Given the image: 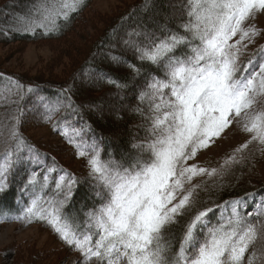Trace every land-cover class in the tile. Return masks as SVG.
<instances>
[{
  "label": "snow or ice",
  "instance_id": "1",
  "mask_svg": "<svg viewBox=\"0 0 264 264\" xmlns=\"http://www.w3.org/2000/svg\"><path fill=\"white\" fill-rule=\"evenodd\" d=\"M83 6L84 0H32L26 14L0 30L55 34L58 22H70ZM152 7V0L140 5ZM169 7L171 14L156 13L163 22L138 25L122 39L124 51L110 54L125 76L101 70L92 78L114 89L115 104L129 93L139 101L131 110L145 135L132 144L135 153L119 161L110 153L102 158L91 124L73 125V116L83 120V108L99 105L77 104L72 85L44 95L39 86L2 78L0 198L11 191L9 177L23 168L16 199L29 202L17 215L0 211V223H45L80 254V264H264V201L245 213L255 192L213 198L235 186L225 184L226 177L238 185L236 170L264 156V44H257L264 28L254 23L264 15V0H179ZM177 14L181 22L170 27ZM25 101L86 160L98 204L82 217L65 212L77 178L54 158L49 163L20 130ZM233 125L248 138L216 167L196 162Z\"/></svg>",
  "mask_w": 264,
  "mask_h": 264
},
{
  "label": "trees",
  "instance_id": "2",
  "mask_svg": "<svg viewBox=\"0 0 264 264\" xmlns=\"http://www.w3.org/2000/svg\"><path fill=\"white\" fill-rule=\"evenodd\" d=\"M92 1L93 0H84V6L77 13L72 14L70 22L65 23L64 21H59L58 23L60 24V27L55 34L43 35L39 30L35 33H19L9 30L7 34H5L4 31L0 30V44H8L12 42L19 44L60 42L64 45L65 49L59 48L58 53L51 57L50 61H52L51 63L54 66L56 65V61L62 59L59 55L67 56L70 54L69 47L66 48L65 45L67 41L62 42L64 39L63 37L74 32L77 25L83 20V14ZM31 2L32 0H7L3 2V4H0V29L15 24L16 22L14 21H17L18 15H24L27 13ZM173 2H179V0H152L154 7L149 11H142L140 5L144 3V0H133L127 8L105 22L101 34H99L97 39H95L88 47L86 55H79L82 57L80 58L78 56V58L70 65L73 69L69 70L63 76L53 77L39 75V77H30L26 76V74L13 72L0 66V89H2L3 85L7 83V81L2 78L11 77L14 80H19L26 86H39L44 95L55 94L59 88H66L69 85H72V99L80 105H87L89 103L98 105L103 103V101H108L109 98L114 97L112 95L114 89L106 84H95L93 83L92 78L101 70L109 72L113 77L118 78L125 76V69H116L113 67L110 54L118 55L124 51L121 44L122 39L125 38L127 32L136 28L138 25L148 24L149 27H154V21L163 22V15H156V13L171 14L173 9L170 8L169 5L173 4ZM134 9L135 11H133ZM180 22L181 18L177 14L168 23L170 27L174 28ZM113 29H115L114 32ZM127 58L130 61L132 60L130 52L127 53ZM138 91L139 89L137 92ZM123 101L126 102V105L123 109H120L121 111H119L116 116L112 115L110 112L106 114L97 113L96 111L98 109H89L85 107L82 109V121L79 117H72V123L76 128H80L83 122L91 124L94 129L95 138L100 142V146L103 149L102 158L105 160L109 158V153L111 154V157L117 161L121 160L125 155L134 154L135 150L132 149V144L145 135L143 129L138 127L141 124L140 117L131 110L139 104L138 99L136 96L129 93ZM6 110V108L0 107V116H2ZM29 125L46 126L52 133L61 135L60 131L53 130L51 124L44 123L36 113L32 112L31 105L25 101L24 114L21 117L20 129L25 137L27 136L25 135L24 130L25 127ZM61 127H63V124H61ZM92 135L93 133H88L87 138L91 139ZM61 136V138L65 137L63 135ZM27 139L38 148L40 152L47 155L49 163H51L52 158H54L61 168L67 170L68 173H73L62 166L63 163H61L54 155H51V152L44 149L42 145L32 141L29 137H27ZM65 144L70 147L71 151L76 155V148L74 145L68 141H66ZM0 148H2V146H0ZM78 158H80L81 163L83 164L79 169H83V172L81 175H79V171H77L76 174L73 173V176L77 178L78 183L75 186L70 203L65 208V212L69 215L79 214L82 217L83 212H87L92 208L94 202L98 204V201L92 193L91 182L88 179L86 160L81 157ZM256 160L257 157L250 161L247 167L243 169L238 168L236 170L235 176L240 178V183L238 185H236L235 179L226 177L224 183H231L235 186L226 188L222 192H217L213 198L217 202H223L224 200L231 199L237 195H243L245 192H255L256 196L263 195V184L257 183L258 185L256 186H247L250 185V183H254L256 171L252 170L251 167L255 166ZM23 176L24 172L23 168H21L9 177L11 191L7 196L0 198V211H7L13 215H17L20 213L22 206L28 204L29 198L27 196L21 198V203H17L16 199L17 188L21 185ZM246 177H248V180ZM243 212L248 213L255 211L249 206ZM13 221L19 225H28L16 220L10 222ZM31 224L47 228L48 231L54 234L57 239L65 245L59 239L58 235L55 234L45 223L33 222ZM174 231L178 237L179 229H174ZM65 246L70 249L67 245Z\"/></svg>",
  "mask_w": 264,
  "mask_h": 264
},
{
  "label": "rangeland",
  "instance_id": "3",
  "mask_svg": "<svg viewBox=\"0 0 264 264\" xmlns=\"http://www.w3.org/2000/svg\"><path fill=\"white\" fill-rule=\"evenodd\" d=\"M5 1L7 0H0V4ZM132 2L133 0H93L83 14V22L77 25L74 32L63 37L62 42L67 41L65 45L66 48L69 47L70 54L59 55L62 59L56 61L54 66L50 61L51 57L58 53L59 48L65 49L60 42L0 44V66L30 77L63 76L73 69L70 65L79 55H86L88 47L101 34L105 22L118 15ZM176 3L178 2H173V4ZM254 23L258 28H264V15L257 16ZM257 44H264V39L258 38ZM249 50L251 51V48ZM115 99L111 97L108 101L98 104L99 108L96 112L103 114L110 112L116 116L126 102L115 104ZM24 131L27 137L42 145L63 163L62 166L75 174L79 171L81 175L83 169L79 168L83 164L71 148L66 146L65 142L68 140L65 137L61 138V135L54 134L46 126L40 125L26 126ZM68 132L72 135L70 129ZM247 138L246 134L241 133L233 125L226 129L209 149L201 152L196 162L201 166L216 167L218 162ZM256 157L255 166L251 167L256 171L255 180L247 186L258 184L264 186V156L258 154ZM73 173L71 174L74 175ZM248 177H246L247 180ZM262 201H264V194L255 196L254 199L249 200L245 209L250 206L253 211H256L257 205ZM70 249L45 227L35 224L19 225L14 221L0 223V264H80V254Z\"/></svg>",
  "mask_w": 264,
  "mask_h": 264
}]
</instances>
